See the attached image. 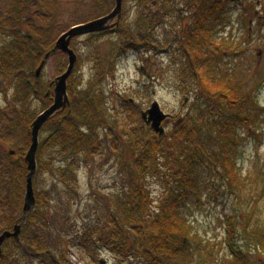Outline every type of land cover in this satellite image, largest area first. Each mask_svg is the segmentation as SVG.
Here are the masks:
<instances>
[{
	"label": "trees",
	"instance_id": "1",
	"mask_svg": "<svg viewBox=\"0 0 264 264\" xmlns=\"http://www.w3.org/2000/svg\"><path fill=\"white\" fill-rule=\"evenodd\" d=\"M34 1L11 0L0 12V37L10 39L0 44V92L10 101L6 103L7 107L0 104V234L13 230L21 221L28 174L25 155L31 143L32 122L39 114L36 108L31 107V98L39 97L43 110L52 103L49 97H45L48 88L43 90L35 70L44 59V54L54 46L55 38L49 32L45 36L44 33L27 29L35 26L25 19ZM40 1L43 7V0ZM158 1L164 12L172 2L150 0L151 6ZM211 7L208 4L203 6L193 26L188 31L181 30L179 36L183 59H179L178 63L177 85L187 95L192 92L190 86H196L194 90L198 91L192 113L174 123L171 132L177 141L172 147V160L167 159L173 172L166 176L174 178L176 184L169 183L171 186H168L149 224L136 227L137 223H143L150 202V192L142 180L148 173L161 175L158 152L161 151L163 156L164 146L161 139L154 137L155 133L150 127L144 130L142 138L140 130L115 122L112 125L110 121V128H120L119 135L113 134L112 149H119L127 161L129 191L112 199L113 204L111 197L108 199L110 205L106 213L109 216L102 230L98 231L97 226L85 227L83 233L77 236L74 245L81 250L104 248L123 259L141 256L144 264H218L212 255L206 256L208 262L204 261L203 252L195 251L198 248L190 250V246L183 244L185 237H181V234L188 233V226L179 214L180 202L195 197L198 188H202V182L205 186L210 182L207 177L213 172L220 173L235 196L248 181L256 180V184L258 181L264 187V173L261 170L257 177L256 173L243 175L235 160L240 144L239 129L242 126L251 128L256 123L257 106L251 100L248 85L250 81L254 82V79H250L251 73L257 74L250 68L230 66L229 61H224L227 52L225 45L228 43H219L215 45L216 49L212 48L215 41L210 29L204 28L208 20L217 22ZM90 11L95 12L94 18H97L111 10L107 8L106 0H93ZM150 12L151 8L141 9L139 29L136 31L124 25L121 13L117 32L122 33L127 42L152 47L153 25L162 13L151 15ZM217 47L221 50H217ZM77 63L78 59L75 66ZM64 68L65 65L60 68V73L66 70ZM72 73L67 80L69 103L41 128L46 135L39 140L36 152L37 168L33 177L35 204L26 216L19 240L11 237L3 242L0 264H35L36 259L37 264H69L65 254L68 240L54 236L55 218L49 217L51 192L45 188L36 190L35 179L38 174L53 172L69 193L77 191L78 162L73 156L96 154L101 147L96 130L109 126L102 92L89 88L75 94L71 86ZM121 137L126 138V145L121 142ZM57 152L63 153L65 159L53 167ZM125 229H130L133 237H125ZM246 233L264 248V227H247ZM232 234L233 222L229 220L225 242L234 256L223 264H241L243 261L242 252L233 250ZM56 250L59 257L54 252ZM195 255L197 260H194Z\"/></svg>",
	"mask_w": 264,
	"mask_h": 264
},
{
	"label": "rangeland",
	"instance_id": "2",
	"mask_svg": "<svg viewBox=\"0 0 264 264\" xmlns=\"http://www.w3.org/2000/svg\"><path fill=\"white\" fill-rule=\"evenodd\" d=\"M10 1L0 0V12ZM106 1L107 8L112 10L114 1ZM41 3L42 1H34L28 15L25 14V19L35 25L27 29L44 33L45 36L49 32L55 39L70 26L92 20L95 16V12L90 11L93 0H43V7ZM206 3L212 5L211 11L217 17V22L208 20L204 27L210 29L215 41L212 48L216 49L215 45L219 43H228L225 45L227 52L224 61H229L230 66L237 65L256 71L257 75L251 73L250 79H254V82L250 81L248 90L253 104L257 106L258 115L251 128L240 126V144L235 160L243 175L256 173L257 177L260 170L264 173V0H172L170 8L165 12L159 1L151 6L150 0H123V22L132 31L139 29L141 9L151 8V15L162 13L153 25L152 47L127 42L125 36L117 31L74 37L71 48L78 56V63L72 73V89L75 94L89 88L102 92L109 126L96 130L101 144L96 154L81 153L73 156L78 162L77 191L69 193L53 172L38 174L35 179L36 190L45 188L51 192L49 217L55 218L54 236L68 240L65 253L67 263L144 264L141 256L123 259L104 248L93 247L86 251L74 243L85 227L97 226L98 231L102 230L109 216L106 213L110 205L108 199L111 197L113 204L112 199L129 191L127 161L121 156L119 149H112L113 134L119 135L120 128H110V121L112 125L115 122L120 126L138 129L144 138V130L149 126L141 119L142 110L157 101L161 109L169 114V119L163 122L164 135L158 138L153 131L154 137L161 139L164 146L163 156L161 151L158 152V167L162 173L160 176L148 173L142 180L150 192V202L143 223H137L136 227L149 224L156 215L168 186H171L169 183H175L174 178L166 176L173 172L167 159L172 160V147L177 141L171 132L174 123L192 113L198 91L194 90L196 86H190L192 92L187 95L177 85L178 63L179 59H183L179 36L181 30L188 31L193 26L197 13ZM111 21L107 24L112 25L115 19ZM9 40L0 37V44ZM217 50L220 51L221 48L217 47ZM67 64L65 53L57 51L51 55L38 77L43 90L61 74L60 68L63 65L64 70L66 69ZM6 103H10L9 97L0 92V104L7 107ZM30 104L39 113L43 110L39 97L31 98ZM45 135L40 131L39 140ZM121 142L126 145V138L121 137ZM63 155L60 152L55 154L53 167L63 162ZM212 175L207 177L210 182L206 186L202 182V188H198L195 197L185 198L180 202L178 211L188 226V233L181 234V237H185L183 244L190 246V250L198 248L195 251L203 252L204 261L208 262L206 256L212 255L218 264L227 263L234 256L225 242L228 222L231 220V244L234 252H242L241 264H264V248L252 241V236L246 233L247 227H264V187L258 181L256 184V180L248 181L244 189L235 196L219 172H213ZM260 179L259 177L258 180ZM124 234L125 237H133L130 229H125ZM54 252L58 253L57 250ZM197 259L195 255L194 260ZM34 262L37 264V259Z\"/></svg>",
	"mask_w": 264,
	"mask_h": 264
},
{
	"label": "water",
	"instance_id": "3",
	"mask_svg": "<svg viewBox=\"0 0 264 264\" xmlns=\"http://www.w3.org/2000/svg\"><path fill=\"white\" fill-rule=\"evenodd\" d=\"M123 0H115V6L110 13L96 18L94 20L80 23L72 26L66 32L62 33L56 40L54 46L44 54V59L41 61L39 66L35 70L36 77L38 78L41 70L43 69L46 60L56 51H62L67 55L68 65L66 70L54 80L53 89V102L50 106L44 109L38 116L34 119L31 125V143L25 155V160L27 162L28 174L26 178V188L24 203L21 215V221L16 224L13 230H5L0 234V253L2 251V244L8 238H15L19 240V235L23 224L25 223L26 216L30 209L35 204V194L33 188V177L36 172V152L39 144V133L43 124L49 120L56 112L63 109L68 103L69 98L67 94V79L72 73L75 63L77 61V54L70 47V42L73 37L86 35L94 32H100L111 28L112 31H116L119 28V20L122 12ZM112 25H108L107 22L114 20ZM113 26V27H112ZM31 39L32 37L29 36ZM48 95V92L46 93ZM187 99L184 100L186 102ZM141 119L146 125H149L159 137L163 136L165 129L162 125L163 121L168 118L166 114L160 107L157 101H153L151 105L140 113Z\"/></svg>",
	"mask_w": 264,
	"mask_h": 264
},
{
	"label": "flooded vegetation",
	"instance_id": "4",
	"mask_svg": "<svg viewBox=\"0 0 264 264\" xmlns=\"http://www.w3.org/2000/svg\"><path fill=\"white\" fill-rule=\"evenodd\" d=\"M114 1H115V0H114ZM104 15H106V14H104ZM104 15H101V16H104ZM101 16H100V17H101ZM121 16H122V15H121ZM97 18H98V17H97ZM94 19H96V18H94ZM92 20H93V19H92ZM120 20H121V18H120ZM88 21H91V20H88ZM88 21H86V22H88ZM111 22H112V21H109V22H107V23H111ZM113 23H114V22H113ZM72 26H73V25H72ZM72 26H70L69 28H71ZM112 27H113V26H112ZM69 28H68V29H69ZM108 31L111 32V31H112L111 28H109V29H107V30H104V31H100V32H108ZM100 32H98V33H100ZM112 32H113V31H112ZM86 35H88V34H86ZM59 36H60V35H59ZM59 36H58V37H59ZM83 36H84V35H83ZM77 37H78V36H77ZM73 39H74V37L72 38V40H73ZM56 40H57V39H55V42H56ZM72 40H71V42H72ZM71 42H70V46H71ZM59 51H60V50H59ZM56 52H57V51H56ZM61 52H62V51H61ZM53 54H54V53H53ZM53 54H52V55H53ZM50 57H51V56H50ZM50 57H49V58H50ZM49 58H48V59H49ZM48 59H47V60H48ZM47 60H46V62H47ZM46 62H45V63H46ZM61 74H62V73H61ZM61 74H60V75H61ZM53 89H54V80H51V82H49V87H48L47 91L45 92V97H49V98L51 99L52 102H53V97H52V96H53ZM47 92H48V95L46 94ZM67 94H68V92H67ZM68 98H69V96H68ZM51 104H52V103H51ZM51 104H50V105H51ZM50 105H49V106H50ZM56 113H57V112H56ZM56 113H55V114H56ZM55 114H54V115H55ZM29 146H30V145H29ZM28 148H29V147H28ZM11 153L13 154V152H11ZM26 153H27V152H26ZM64 159H65V158H64ZM64 159H63V160H64Z\"/></svg>",
	"mask_w": 264,
	"mask_h": 264
}]
</instances>
